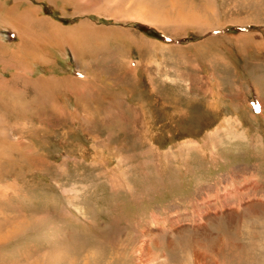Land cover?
<instances>
[{"label": "rangeland", "instance_id": "1", "mask_svg": "<svg viewBox=\"0 0 264 264\" xmlns=\"http://www.w3.org/2000/svg\"><path fill=\"white\" fill-rule=\"evenodd\" d=\"M0 264H264V0H0Z\"/></svg>", "mask_w": 264, "mask_h": 264}, {"label": "bare ground", "instance_id": "2", "mask_svg": "<svg viewBox=\"0 0 264 264\" xmlns=\"http://www.w3.org/2000/svg\"><path fill=\"white\" fill-rule=\"evenodd\" d=\"M66 38H69V36H65V35H63L62 36V39L64 40V39H66ZM82 39H79V38H77V39H79V40H82V41H86V40H88L89 39V37L87 36V37H81ZM70 39V38H69ZM71 40V43H69V44H71V46H74L75 45V40H73V39H70ZM70 42V41H69ZM68 44V45H69ZM80 55V54H79ZM131 64V63H130Z\"/></svg>", "mask_w": 264, "mask_h": 264}]
</instances>
